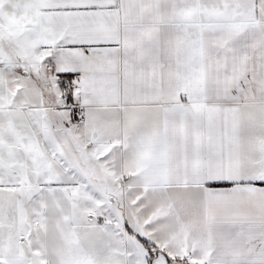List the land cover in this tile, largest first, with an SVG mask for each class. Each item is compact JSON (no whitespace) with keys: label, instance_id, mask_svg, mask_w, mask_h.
<instances>
[{"label":"snow or ice","instance_id":"6c2138e0","mask_svg":"<svg viewBox=\"0 0 264 264\" xmlns=\"http://www.w3.org/2000/svg\"><path fill=\"white\" fill-rule=\"evenodd\" d=\"M0 264H264V0H0Z\"/></svg>","mask_w":264,"mask_h":264}]
</instances>
